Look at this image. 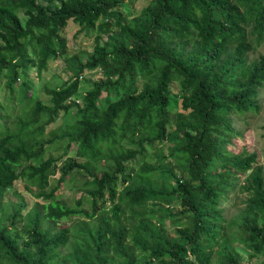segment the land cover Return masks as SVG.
<instances>
[{
    "label": "trees",
    "instance_id": "trees-1",
    "mask_svg": "<svg viewBox=\"0 0 264 264\" xmlns=\"http://www.w3.org/2000/svg\"><path fill=\"white\" fill-rule=\"evenodd\" d=\"M144 1L131 17L124 0H0V264H264L263 170L255 153L225 148L232 116L258 110L264 55L249 54L264 38V0ZM70 23L96 32L93 50L66 60L72 74L45 105L27 77L66 53ZM17 85L34 103L11 129L1 92L12 100ZM59 115L62 127L45 132ZM57 143L63 161L50 154ZM81 175L80 198L55 197ZM18 182L35 199L20 228ZM236 185L244 208L227 220L221 205Z\"/></svg>",
    "mask_w": 264,
    "mask_h": 264
},
{
    "label": "rangeland",
    "instance_id": "rangeland-1",
    "mask_svg": "<svg viewBox=\"0 0 264 264\" xmlns=\"http://www.w3.org/2000/svg\"><path fill=\"white\" fill-rule=\"evenodd\" d=\"M147 6V2L144 0H124L122 10L129 14L131 17L138 16L141 10ZM79 28L70 23L65 31L62 33V37L68 40V45L66 48V53L57 59L50 60L47 64L46 70H43L41 74H38L34 69L29 71L27 81L29 83L28 96L32 97L34 100H39L41 103L48 105L49 97L46 94V90L59 88L62 84L68 81L72 72L68 69V64L66 60L72 56L85 57L90 54L93 50L94 40L96 32L93 30H78ZM105 40V35L102 36ZM258 55H264V38L260 45L256 46V49L249 54L250 59L256 58ZM85 61V59H83ZM97 74L95 71L87 72L83 74L82 79H80V86L78 94L75 96L77 102L80 101V97L89 89V82L96 80ZM21 82V81H20ZM15 88L13 98L10 100V93L7 90L1 92V96L7 99V103L4 105L3 113L7 115L5 119V124L7 127L14 129L17 126L18 119L24 120L26 117V112H29L33 107L34 101L30 100V103L22 99L21 86L17 85ZM258 110L256 112H248L242 115L232 116V126L235 129L236 134L231 137V141L226 145V149L229 153L238 154L241 151L245 153H255L257 155L256 163L253 165L261 167L264 175V87L259 91L258 94ZM178 103L172 104L170 108V114H175L178 109ZM74 110V109H72ZM75 112L72 111L71 115ZM70 116V115H69ZM70 117H68L69 119ZM64 121L61 115L56 118L54 124L45 128V132L51 131L53 129L61 128ZM157 147H160L159 145ZM51 156L54 158H61L63 161L65 157H61L64 153L60 143L50 146ZM75 148L72 147L67 153V156H74ZM166 152V149H164ZM152 153L155 150H148V160L153 161ZM134 168L138 167L136 162L130 163ZM58 178V174L51 179L52 184L54 180ZM244 175H241L237 180V184H244ZM89 179L85 175L77 176L73 178V181L69 184H62L58 191L55 193V197H58L60 201H64L69 204L72 199H78L81 197L82 184L83 181ZM236 185L234 189H230L227 192V200H225L221 208L224 210V217L227 220H231L244 208V200L246 199V194L241 192ZM14 190L20 194L24 201H26V209L22 211V220L17 221V226L20 228L24 224L26 213L33 207L35 199L32 193L25 190L24 183L18 182ZM121 190V187H118ZM18 198L13 195V192H9L4 195L2 199V209L1 215L7 216L10 212V204H16ZM86 208L88 206L84 205ZM175 209H179L178 205L174 206ZM63 224L66 222L63 221ZM166 227L172 228L170 220H166ZM233 247L241 261L247 260L250 252L245 249L241 244L234 243ZM69 251V247L65 248L62 253ZM263 257H256L253 261L254 264L261 263ZM5 264V263H3Z\"/></svg>",
    "mask_w": 264,
    "mask_h": 264
}]
</instances>
